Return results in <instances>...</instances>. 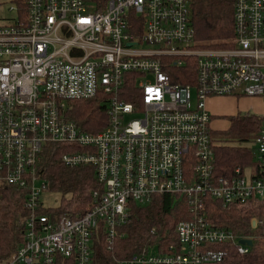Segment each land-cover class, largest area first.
Returning <instances> with one entry per match:
<instances>
[{
  "label": "built area",
  "instance_id": "obj_1",
  "mask_svg": "<svg viewBox=\"0 0 264 264\" xmlns=\"http://www.w3.org/2000/svg\"><path fill=\"white\" fill-rule=\"evenodd\" d=\"M23 1L24 14L15 3L17 16L0 27V186L26 191L28 214L23 242L0 264H90L100 223L110 247L129 205L159 194L186 198L191 218L176 226L178 248H144L115 264H219L226 253L209 246L225 244L246 254L239 241L252 239L210 224L205 199L222 207L264 199V118L253 139L259 177L248 181L238 168L217 178L206 102L264 101V0H224L234 36L220 49L195 47L192 0ZM98 93L108 122L87 133L67 117L68 104ZM50 143L83 148L61 163L93 167L101 186L77 219L38 213L46 184L37 167Z\"/></svg>",
  "mask_w": 264,
  "mask_h": 264
},
{
  "label": "trees",
  "instance_id": "obj_2",
  "mask_svg": "<svg viewBox=\"0 0 264 264\" xmlns=\"http://www.w3.org/2000/svg\"><path fill=\"white\" fill-rule=\"evenodd\" d=\"M21 6L23 0H13ZM100 7L108 0H93ZM190 21L195 31L198 48H227L233 38V15L230 2L224 0H192ZM192 78V75H191ZM172 83H185L175 78ZM131 85L129 86V88ZM127 101V99H126ZM104 98L98 93L90 100L69 102L67 117L80 130L95 134L106 127L108 119ZM128 102V101H127ZM263 116L238 113L229 117L230 127L222 133H213L214 177H230L235 170L251 168L252 177H259L254 160L253 139L258 133ZM83 150L70 144H46L40 156L37 174L46 184L47 191L59 194L60 204L56 209H45L43 203L38 213L56 219L68 215L77 219L93 206L91 193L101 190L94 168L80 166L69 168L61 163V156ZM26 191L14 187L0 186V260L6 259L22 242L27 211L24 207ZM204 216L213 226L232 230L252 240V246L244 254H238L231 245H214L210 249L224 251L226 256L219 264H264V225L251 229L249 220L256 218L264 222V199L252 197L243 203L222 207L219 201L205 199ZM191 218L182 194L154 195L145 204L131 203L124 224L116 229L112 246L108 247L102 223L92 236L90 264H115L148 248L156 254H167L168 248H178L176 226ZM58 264H72L70 260Z\"/></svg>",
  "mask_w": 264,
  "mask_h": 264
},
{
  "label": "crops",
  "instance_id": "obj_3",
  "mask_svg": "<svg viewBox=\"0 0 264 264\" xmlns=\"http://www.w3.org/2000/svg\"><path fill=\"white\" fill-rule=\"evenodd\" d=\"M206 104L207 110L211 115L212 134L227 131L230 127V122L227 119L236 116L238 113L249 112L264 117V101L258 98H210L207 100ZM214 114L226 117L225 123H223L224 120H219L218 123L212 124V122H214L212 115ZM223 125L225 126L224 128L222 127ZM245 171H249L251 178V168L247 167V169L242 170L243 175Z\"/></svg>",
  "mask_w": 264,
  "mask_h": 264
},
{
  "label": "rangeland",
  "instance_id": "obj_4",
  "mask_svg": "<svg viewBox=\"0 0 264 264\" xmlns=\"http://www.w3.org/2000/svg\"><path fill=\"white\" fill-rule=\"evenodd\" d=\"M16 5L13 0H0V27L7 26L13 22L15 17L17 16V11H16ZM194 94L192 91V100L194 103ZM214 122L213 123H218L219 120H224L223 123H225L226 117H221L219 115H212ZM219 116V117H218ZM136 118L135 116L129 117V119H134ZM228 120V119H227ZM214 126V125H213ZM223 128L225 127L224 125L222 126ZM244 177L246 180L249 181L250 179V173L249 171H245ZM36 185L39 187L41 183L37 182ZM60 199L61 197L59 194L52 193L50 191L44 190L41 193V202L43 203V207L45 209H56L59 204H60Z\"/></svg>",
  "mask_w": 264,
  "mask_h": 264
},
{
  "label": "water",
  "instance_id": "obj_5",
  "mask_svg": "<svg viewBox=\"0 0 264 264\" xmlns=\"http://www.w3.org/2000/svg\"><path fill=\"white\" fill-rule=\"evenodd\" d=\"M132 44H128L127 46H131ZM239 244L240 245H247L248 247H251L252 246V241L251 240H247V239H242L239 241Z\"/></svg>",
  "mask_w": 264,
  "mask_h": 264
}]
</instances>
